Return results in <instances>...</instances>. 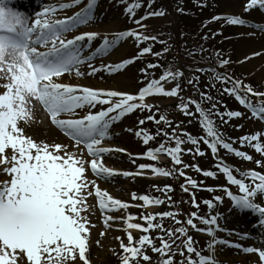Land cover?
Wrapping results in <instances>:
<instances>
[{
	"label": "snow or ice",
	"instance_id": "6c2138e0",
	"mask_svg": "<svg viewBox=\"0 0 264 264\" xmlns=\"http://www.w3.org/2000/svg\"><path fill=\"white\" fill-rule=\"evenodd\" d=\"M82 0H67L48 4L41 10L34 13V17H29L25 13L15 9L11 5V0H0V173L6 174L8 179L0 182V264H76L79 260L82 264H91L90 254V230L94 225L89 221L87 215L88 196L93 194L89 190L90 185L94 189L101 212H111L117 209H128L129 204L120 199L113 198L107 191H102L96 186L95 181H89L86 176L87 169L90 167L92 173L97 178L108 180L117 175L112 168L106 167L102 162L105 153L114 151L113 149L102 146V141L108 137L111 125L126 114L134 110L151 109L153 105L145 102L146 97L152 95H163L165 97H177L180 85L177 83L166 90L165 84L170 81H177L183 76L179 70L173 71L171 68L164 71L159 79L148 80L145 87L139 89L138 95H131L115 90L94 89L62 81L65 74H75L80 77V66L87 63L90 69L88 75H94L100 71L92 65V59L97 55H103L112 50L117 43L127 37H134L137 42L146 40H156L155 36L143 35L135 30L119 32L114 38L107 35L102 37V43L96 47L89 55L84 54L98 37L97 31H84L67 38L66 34L74 32L84 25L92 23L95 19V8L97 0H87V3L75 11L72 15H65L57 18L58 14L67 9H72L81 5ZM141 7L139 2L131 3L126 8L129 14L134 15L135 10ZM259 8L264 10V0H246L243 11ZM182 11V9H181ZM162 11H149L145 17L136 20L135 23L143 28L142 20L148 16H163ZM213 20L224 19L229 25L243 26L246 20L240 15H228L225 17L214 16ZM264 32V27L259 29ZM152 49L144 47L140 55L151 53ZM160 55V53H156ZM134 61L126 59L122 63L104 65V70L112 73L124 68L125 65ZM221 65L229 63L228 60H221ZM155 64H148V69L157 67ZM145 72L147 79L146 70ZM216 80L227 83L230 77L215 75ZM189 84L193 80L188 81ZM232 87H225L223 91L235 97V99L250 110L253 117L264 119V92L255 91L251 85L243 84L239 80H231ZM243 93V95L241 94ZM248 94L257 99L253 103ZM202 101H211L212 97L200 93ZM195 105V111L199 113L202 127L206 136L200 139L215 155L218 146L234 153L237 157L251 161L253 158L246 155L243 151L233 148L232 143L225 142L222 133L214 125L210 118L212 114L219 116L223 123L224 116L231 118L242 117L240 111L220 112L215 103L207 111L195 100L183 101L180 110L187 116L193 113L189 110V105ZM107 105V107H103ZM39 108L50 118L51 124L60 129L67 137L75 142L79 149L80 145L86 149L87 157L83 151L78 155L76 152H69L67 146L62 143H48L37 141L28 135L26 128L30 127L35 121V115ZM99 106L98 111H92ZM88 109L83 116L77 117V110ZM68 117V118H62ZM147 119L152 120L149 115ZM170 123L164 115H161L157 124ZM141 125L144 120L139 121ZM132 131V129H128ZM135 135L143 139L145 145L153 139L147 132L136 131ZM164 135L167 137L168 133ZM187 140H182L173 131L170 139L175 141V146L166 148L161 144L158 148H149L145 153L152 160L157 159V154L167 152L175 165H181V145L188 142L195 147L196 156H204L201 151L199 141L193 136L185 133ZM211 138V139H209ZM264 134L245 135L239 142L244 144L249 142L257 153H264ZM251 142H255L254 144ZM115 151H123L115 149ZM190 153L191 149L188 150ZM258 165L264 166L261 161H256ZM151 167L150 165H140V169ZM188 168V164H183ZM191 167L200 173L202 170L198 165ZM219 171L222 172L229 184L237 185L241 195H234L228 188L221 189L231 198L234 205L239 209H252L261 216V224H264V207H259L252 203L251 198L259 193H264V174L258 171L242 172V177H250L254 186L250 187L243 179H237L228 166L221 167L217 164ZM152 172L159 176H170L176 171L179 176L185 177L186 184L192 188L197 187V180L189 177L183 170H165L159 167H152ZM120 175H140V172H123ZM203 176L215 178L214 171H202ZM184 192H189V188L181 185ZM209 192L216 189L207 188ZM168 193L172 191L170 186L158 189ZM192 206L199 208L195 193H192ZM132 199H139L144 202L142 206L162 205L165 203L160 198L150 197L149 195L132 194ZM168 201L171 202L169 196ZM220 196H215V201H220ZM209 208L213 207L212 200L203 201ZM178 213L164 211L162 213L147 215L141 214V219L146 221L145 227L141 223L132 222L135 217L128 215L124 219L125 231L128 243L125 244L120 237V264H154L152 258L147 254V250L158 254L155 264H177L173 259L176 250L180 251L182 257L179 264H215L211 255H203L196 247V241L189 235L187 227L180 226L164 228L162 223H154L157 217L161 220L166 217L175 219ZM111 215L106 216L104 224L110 227L109 222L113 221ZM208 225L207 233L212 236L217 223V216L210 218L198 216L197 212H192L187 218L186 224L197 232L204 231L194 223ZM177 224L181 221L176 220ZM130 230H140L142 235L135 238ZM151 230H160L165 235L155 238L148 235ZM104 235V233H101ZM167 237V239L165 238ZM182 240V244L176 241ZM159 240V246L155 240ZM98 243V242H97ZM227 244L225 240H215L209 244V249L215 244ZM240 247V245H235ZM186 249L187 256H185ZM246 253H258L260 264H264V248L245 247ZM198 259H193L192 254Z\"/></svg>",
	"mask_w": 264,
	"mask_h": 264
},
{
	"label": "rangeland",
	"instance_id": "374dc122",
	"mask_svg": "<svg viewBox=\"0 0 264 264\" xmlns=\"http://www.w3.org/2000/svg\"><path fill=\"white\" fill-rule=\"evenodd\" d=\"M46 1V0H42ZM67 1V0H66ZM246 3V0H215L214 4L212 6L216 7L220 12H216L217 14L223 13V16L228 15H240L242 19L246 20V24L243 26L239 25H230L232 28L230 29L229 33H232L231 35H234L233 39L229 41V43L232 45L234 56L229 61V69L226 73L229 74L230 78L232 80H239L242 81L243 84L251 85L255 91L264 92V32L260 31L259 29L261 27H264V12L259 10V8L249 10L248 12L243 11L244 4ZM86 4V2H83L81 5ZM122 2L120 0H99L98 5L95 8V19L92 23L88 24L87 26L90 29H93V31H97L100 33V37H98L94 41V45L97 43L98 45L102 43V37L107 35L109 38H114L117 33H119L122 30H125V18L124 14H126V9L120 6ZM71 10L67 9L64 12H61L58 14L57 18H63L65 15H69V12ZM172 16L165 13L163 16H149L146 19L142 20L144 27L141 28L138 25L131 28L130 30L135 31H143L146 29H149V22L152 25H162L166 24L172 21ZM97 22V24H96ZM73 35L71 33H68L67 38H72ZM125 42L119 45V47L112 53L106 57L99 59L96 61V64L93 65L96 68H100L101 70L96 72L94 75H88V72H82L84 73L82 76L77 77L75 74H72V77L74 81L77 83L86 84L89 87H92L94 89L103 88L104 90H115L124 92L131 95H138L139 89L141 87H145L148 80H151V71L148 69V65L142 67L141 69L137 70L135 75L131 73L130 70H125L122 73H118L117 75H111L108 74L106 70H104V65H111L116 63H121L124 58H127L132 55L133 50L135 47L139 46V42L135 40L134 37H127L125 38ZM139 43V44H138ZM110 62V64L108 63ZM129 69V68H128ZM144 69L147 72V79L145 76V72H142L141 70ZM86 71H90L89 68L86 69ZM110 73V72H109ZM167 89L170 90L171 87L174 86V82L170 81L167 84ZM243 95V93H241ZM249 99L253 103H257V99L252 97L251 94H248ZM145 102L148 104L153 105L155 107L154 109L146 110V113H149V115L153 116L154 110L158 109L160 110H168V109H175L179 106V101L177 97H165L163 95H152L150 97L145 98ZM238 106L243 108V105H241L238 101ZM104 107H107L105 105ZM241 109V112L245 115H243L245 118L248 116L249 120L253 123V129L246 132L244 127L242 125L238 126H231L229 127L228 136L229 140H225V142L232 143L233 148L238 151H243L246 153V155L251 156L253 159L251 161L245 160L242 157L235 156L234 153H229L227 150L221 148L218 146V152L214 155L216 158L227 155L228 157L235 158L236 161L235 164L239 168L235 172H233V175L236 176L237 179H243L246 184H248L250 187L254 186V183L258 181H253L250 177H242L240 173L242 172H248V171H258L261 174H264V166L258 165L256 161H261L264 163V153H257L255 149L251 146L249 142H245L244 144H241L239 142L240 138L245 135H255V134H264V125L256 120L255 117L250 115L249 113H245ZM88 110V109H87ZM99 106L96 109H93L92 111H98ZM180 110V108H179ZM81 111V110H77ZM156 112V111H155ZM145 112L139 110H134V112L126 114L124 117H121L118 121L114 122L113 124L116 126H113L110 128V130L113 132V134H116L119 138L125 139V145L123 142L119 143L115 146L116 149H122L124 153H128L131 155V159L138 164L139 166L144 164V161L142 160H135L133 155V152L136 154H143L146 149L152 148L154 142V138L151 139L147 145L143 143L142 138H138L135 133L136 131H140L141 129L145 132L146 131V125L144 126L139 123L141 119H143V116ZM247 115V116H246ZM236 118H233L231 120H235ZM144 120V119H143ZM149 120V119H148ZM250 128V125H249ZM128 129H132V131H128ZM26 132L28 135H31L35 140L39 141H45L48 143H62L63 145L67 146L69 152H77V149L73 147L68 141H66L58 131L50 127L45 119V116L41 112V110L38 108L37 113L35 115V121L32 123L30 127L26 128ZM223 135L224 138V132H220ZM152 136L151 134H149ZM153 137V136H152ZM118 141V139H117ZM186 141V139H185ZM261 143H264V139H261ZM117 143V142H116ZM255 143V142H251ZM190 146V143H188ZM188 146V147H189ZM80 150V149H78ZM161 158L162 160H167L166 153L162 152ZM184 156L181 154V165H175L171 168H168L166 163L169 161H165V164H161L160 168H163L165 170L172 171L173 169H179L183 170L185 173L193 174V176H196L197 171L195 169H189L183 167V160ZM189 158V157H188ZM187 159V158H186ZM132 161V160H131ZM160 163L156 162H145L144 165H150L151 167L145 168L142 173L147 174L150 176L147 172L152 171V167H158ZM165 166V167H164ZM225 166V165H224ZM133 169V168H132ZM233 169L230 167V170ZM189 171V172H186ZM191 171V172H190ZM131 173V172H130ZM220 175L222 178L223 185L227 186L229 189L235 190L239 195L241 194L239 192V187L237 185H231L227 181L226 176L220 172L219 170L216 172V176ZM87 179L89 181H93V179L90 177L89 173L86 172ZM152 177V176H150ZM162 179L159 181H152L148 185H145L143 188L138 190V196L139 195H149L150 197L160 198L161 200H164L165 203L157 208H153L150 206L146 207H138L142 206L144 204L143 201L137 200L132 203L128 197L121 198L120 200L124 203L129 204V208L124 209H117L111 212H108L107 215H111L114 219L113 221H110V227H106L105 225H100L96 209L93 205V198L92 196H88L87 198V205H88V211L84 213V215H87L89 218V221L94 227L90 230V254H89V260L91 261V264H120V255L122 254V249L120 248V240L124 238L125 244L128 243L127 240V233L126 231H122L123 228H125L124 219L131 215L135 217L132 222L135 223H141L145 227L147 226L146 221L141 219V214L147 215L148 213L156 214V213H162L164 211H173L178 213V215L175 217V219L166 217L161 219H156L154 223H162L163 226L164 220L168 219L171 221L176 222V220L182 221V217H184V214H182L179 211V207L177 206L178 200L181 197V184L182 179L184 177L179 176V172L176 171L173 175L170 176H162ZM178 178V179H176ZM193 178V177H192ZM8 179L6 174L0 173V182ZM179 181V183L173 184V180ZM112 183L110 185H117L120 183H116L115 179L111 180ZM166 186H170L172 191L165 193L163 191H158V189H164ZM91 187V185H90ZM89 187V190H90ZM116 190H114L115 192ZM116 192H122V191H116ZM225 199V205L222 208V211H217L214 213L213 211H206L202 217L204 218H210L211 216L215 215L217 216V223L219 226H227L228 224H232V222L236 219L233 217V214H231V210L233 209L232 201L228 198L226 193L221 194ZM171 197V202L168 201V197ZM115 199H118L114 196ZM182 198V197H181ZM252 203L259 206L264 207V193H259L251 198ZM172 223V222H171ZM186 224V220L184 222ZM194 223L197 224V227L200 229H203L204 231L197 232L196 230L191 229V226H188L187 224L185 227L189 230V235H192L194 240L196 241L195 247L201 251V254L203 255H210L213 254V259H215V264H232L233 258L231 262H224L223 255L220 251L216 250L213 246L212 249H209V244L213 242V237H209V234L207 233L208 225H204L200 223L199 220L194 219ZM224 224V225H223ZM214 228V232L216 231V226H212ZM221 228V227H220ZM135 238H139L140 235L144 234L140 230H130ZM101 233H104V235H101ZM114 233H117V236L114 235ZM148 235L155 238L159 235H164L163 232L160 230H151ZM116 237H120V240H117ZM167 239V237H165ZM225 241H228V244L235 247V245H238L237 243L230 242L229 240L224 239ZM98 242V243H97ZM155 243L157 246H159L160 241L157 239L155 240ZM252 247H257L256 243L252 240L251 241ZM251 247V246H250ZM218 249V248H217ZM240 250V249H239ZM177 251V250H176ZM107 256L102 258V254H106ZM147 254L152 258V260L158 259V254H154L150 251V249L147 250ZM240 254L243 256H249L251 259L249 260L248 264H260L259 256L252 253H246L240 250ZM187 252H185V256H187ZM258 257V258H257ZM193 259H197L195 257V254H192ZM173 259L179 264L182 257L180 256V251H177ZM76 264H82L81 261L77 260ZM141 264H144V262L141 260ZM233 264H239V263H233Z\"/></svg>",
	"mask_w": 264,
	"mask_h": 264
},
{
	"label": "bare ground",
	"instance_id": "6f19581e",
	"mask_svg": "<svg viewBox=\"0 0 264 264\" xmlns=\"http://www.w3.org/2000/svg\"><path fill=\"white\" fill-rule=\"evenodd\" d=\"M64 2V0H61ZM19 3V2H18ZM17 3V4H18ZM75 12V11H74ZM84 31H93L92 29H86V30H82L80 33L84 32ZM62 81L67 83H71V78L69 77V75L62 77ZM165 88H167L165 86ZM116 126L114 124L111 125V127ZM110 127V128H111ZM109 139H104L102 141V146L106 147V148H110L113 149L114 151H111L109 153H105L102 157V162L104 163V165L106 167L112 168L116 173H118L117 175L109 178L110 180L115 179L116 183H120L117 185H110L112 183V181L105 180L102 182L104 185L103 187L105 189H107V192L112 195L113 197L115 196L118 199L121 198H125L128 197L129 200L134 203V201H137L139 199L133 200L132 199V194L136 193L138 196V190H140L141 188H143L145 185H148L150 182L152 181H159V178H153L148 176L147 174H143L141 173L140 175H130V176H124V175H120L119 173H123V172H134L137 173L139 171H137L138 169V164H136L133 159H131V155H129L128 153H124L122 151H115V146L118 145L119 143H124L125 144V139H121L119 138L116 134H110V129H109ZM118 139V141H117ZM111 143V144H108ZM117 142V143H116ZM127 145V143L125 144ZM136 153L133 152V155H135ZM142 156H138L137 160H141ZM132 160V161H131ZM133 168V169H132ZM154 179V180H151ZM156 179V180H155ZM114 190L116 191H122V192H114ZM235 210H233V214L235 215V220L232 222V224H228L227 225V235L229 239H232L233 241L239 242L243 245H245V247H249V239L251 237L244 236L246 239H244L243 237V233L246 232V225L244 223H242V215L243 213H241L240 215H238L236 212H234ZM226 227V226H224ZM223 227V228H224ZM125 228H123V232ZM239 231L240 233L236 235L235 231ZM222 232L220 234H218V237H221L223 239H225V237L223 235H221ZM114 235L117 236V233H114ZM215 235V234H214ZM122 241L125 243L124 238L122 239ZM216 247L218 248L217 250L220 251L224 257L223 261L224 262H231L232 258V264L233 263H239V264H248L249 260L251 259V257L249 256H243L240 254V250L238 248H230L229 246H226L225 244H216ZM102 258L107 256L106 254H102L101 255Z\"/></svg>",
	"mask_w": 264,
	"mask_h": 264
},
{
	"label": "trees",
	"instance_id": "16d2710c",
	"mask_svg": "<svg viewBox=\"0 0 264 264\" xmlns=\"http://www.w3.org/2000/svg\"><path fill=\"white\" fill-rule=\"evenodd\" d=\"M168 2L178 12L179 31L181 33L176 36V40L179 41L178 47L182 46L181 48H183V51H186L184 45H203L206 42V38L205 30L202 29L201 26L209 12H207L204 8L194 5L191 0H168ZM177 51L178 50H175V52ZM196 85L199 89L212 97L211 101H203V109L206 111L211 108L212 103L217 105L220 112L222 111L223 105L232 106L230 99L218 83L214 81L210 82L206 80L205 77H199ZM199 117V113H196L189 120H193L194 122ZM211 118H213L216 122L219 121L218 116L215 114H212ZM195 129L196 128L192 127L190 131H195ZM193 193H195L197 204L200 206H203V201L211 198L206 191H193Z\"/></svg>",
	"mask_w": 264,
	"mask_h": 264
}]
</instances>
